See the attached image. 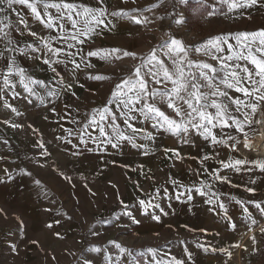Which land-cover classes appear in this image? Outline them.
Segmentation results:
<instances>
[{
  "label": "rangeland",
  "instance_id": "obj_1",
  "mask_svg": "<svg viewBox=\"0 0 264 264\" xmlns=\"http://www.w3.org/2000/svg\"><path fill=\"white\" fill-rule=\"evenodd\" d=\"M44 2L59 3L60 0ZM68 2L105 10L103 19L108 27H96L98 34L82 45L70 41L76 47L67 49L57 39L64 35L59 28H47L30 9L14 5L15 11L9 10V21H5L11 24L4 29L8 35L0 33L3 53L0 70H5L9 60L14 59L15 66L25 70V82L29 77L44 81L43 85H29L35 92L33 95L20 83L19 74L10 76L11 84L5 87L0 71V264H85V261L88 264H157L160 261L170 264L173 257L184 264H237L238 257L254 263L256 256L257 263H263L264 217L260 218L255 203L245 202L253 194L243 190V204L248 211L243 209L241 215L220 209V203L210 196L211 189L216 193L224 189V182L216 176H221L225 169L221 160L235 159L229 148L212 145L202 136H193L194 144H184L179 136L153 128L154 121L144 120L139 113L133 114L136 119L131 122L145 130L134 136L135 144L143 147L120 141L113 148L104 142L106 138L99 135V129L91 121L95 116L111 133V117L100 121L99 113L93 112L107 105L116 115L119 131L132 135L123 123L117 103L108 102L116 84L131 75L141 63L140 58L147 57L169 36L195 47H201L212 37L225 36L238 47L234 34L264 29V0L232 11L220 0ZM237 2L244 3V0ZM37 7L42 13L45 11L41 4ZM121 10L142 20L147 17V21L137 24L129 17L112 15ZM17 12L24 17L27 28L19 23ZM47 12L57 15L54 8ZM177 20L183 22L178 24ZM30 30L37 36L30 35ZM46 43L76 53L73 58L80 63V68L76 69L63 54L52 55ZM112 48L136 53L137 58L116 59L122 52L110 51H101L92 57L86 55L89 50ZM190 58L217 65L203 49L200 53L191 52ZM44 59L60 62L50 66ZM85 63L92 67H85ZM52 67L56 68L55 73ZM92 76L106 79H92ZM148 87L160 86L150 83ZM228 92L230 96H242L231 89ZM242 98L247 101V97ZM154 103L172 115L165 104L159 103V98ZM12 108L17 111L13 112ZM244 111L250 110L241 109ZM263 112L264 102H260L255 116H249L252 123L242 125L243 132L237 131L235 125L212 131L218 137H234L239 155H253L251 151L243 152L241 141L245 134L247 137L255 134L248 140L253 149L260 135L255 121ZM232 114L244 120L241 113ZM260 128H264V118ZM147 133H152L154 139H147ZM164 149L178 150L179 157L172 152L165 153ZM204 155L210 159L201 163ZM257 156L264 157V154ZM253 181L264 188V176L259 181L256 175ZM260 197L264 206V193ZM140 200L159 204L167 215L159 208L150 207L149 213L161 217L160 221L153 220L151 215L143 214ZM125 212H131L140 223L133 224ZM251 229L254 232L246 233ZM109 241H115L127 251L121 252ZM12 244L16 245V252L12 251ZM150 248L155 253L148 252ZM213 248L217 251H212Z\"/></svg>",
  "mask_w": 264,
  "mask_h": 264
},
{
  "label": "snow or ice",
  "instance_id": "obj_2",
  "mask_svg": "<svg viewBox=\"0 0 264 264\" xmlns=\"http://www.w3.org/2000/svg\"><path fill=\"white\" fill-rule=\"evenodd\" d=\"M100 2L102 3L103 0H100ZM182 2L187 3V0H182ZM258 2L259 0H244V3H238L237 0H220V3L228 5L229 11L237 7L256 5ZM37 4L42 5L45 10L43 13L37 7ZM14 5H21L30 9L35 18L47 28H59L64 35L57 39L62 41L67 49L75 48L76 44L82 45L93 34H98L96 33V27L100 25H103L105 28L108 27L103 19L105 10L101 8H92L84 4L78 5L68 2V0H60L59 3H47L44 0H0V14H3L0 15V25H3V27H0V33H3L4 36L8 35L4 29L11 27L10 23H5V21H9L7 12L9 10L15 11ZM156 6L153 5V7ZM49 8L56 9L57 15L53 16L50 12H47ZM133 11L138 12L139 10ZM112 15L129 17L137 24L147 21V17H144L142 20L139 16L131 15L129 12L123 10L114 12ZM17 18L20 24H23L25 28L28 27L24 17L19 12H17ZM182 22V20L176 21L178 24ZM30 35L35 37L37 33L30 30ZM233 38L236 40L238 47H234L229 43L228 38L225 36L212 37L201 47L185 45L182 40L169 36L168 40L161 42L153 48L147 57H141V63L132 70L131 75L116 84L112 91V98L108 102L109 104L113 102L117 103L121 110V115L124 117L123 123L131 129L132 135H126L124 132L119 131V125L115 123L116 115L105 105L102 109H94L93 112L99 113L100 121H105L109 116L111 117V133L106 131L103 124L95 120V116H93L91 121L99 129V135L106 138L104 142L113 148L118 147L120 141H128L132 143L133 147H143V145L138 146L135 144L134 136L136 133L144 132L145 130L136 128L131 122L136 119V116L133 114L139 113L143 116L144 120L154 121L152 124L153 128L164 129L179 136L184 144H194L192 137L202 136L205 140H210L212 145H223L231 151H235L236 143L238 142L235 141L234 137H218L212 129L235 125L237 131L243 132L242 125L245 122L252 123L249 116H255L260 102H264V29L256 32H239L234 34ZM70 41H75L76 44ZM45 46L52 55L59 56L63 54L66 59L74 64L76 69L80 68V63L73 58L76 53L67 51L61 47H51L47 43ZM202 49L205 54L210 55L211 59L217 62L218 66L207 62L195 61L190 58L191 52L200 53ZM101 51H110L112 54L122 52V55L115 57L116 59H121L122 57L137 58L136 53L119 48L89 50L86 55L89 57L97 56ZM225 51L229 53L227 56L223 55ZM157 52L160 53L159 56ZM0 57H3L2 52H0ZM241 61L244 63H240ZM43 62L51 66V64L60 61L50 62L49 59H44ZM249 64L252 65L251 68L248 66ZM85 67H92V65L85 63ZM0 71L3 74L5 87L11 84L9 77L13 74H19L21 77L20 83L26 91L33 95H35V92L29 85L44 84V81L33 80L30 77L25 82V70L16 67L14 59L9 60L6 69ZM52 71L55 73L56 68L52 67ZM90 78L97 80L106 79L103 76H92ZM150 83L159 85L160 87L149 89ZM14 86L12 85V87ZM68 88H71V85H68ZM230 89L241 93L242 96H230L228 92ZM256 94L259 95L257 96ZM242 97H247V101ZM157 98H159V103L165 104L167 109L171 110L172 115H169L157 103H154ZM6 106L11 107L7 103ZM241 109H248L250 111L241 112ZM12 111L16 112L17 110L12 108ZM233 112L241 113L244 116V120L242 121L238 116L233 115ZM255 122L261 123L259 120ZM12 126L20 127V125L16 124ZM146 138L149 140L154 139L152 133H147ZM229 141H232V143H229ZM244 146L246 148L251 147V144L247 141L246 134ZM40 147L43 148L44 145L41 144ZM164 151L165 153L172 152L173 155L179 157V152L176 149H164ZM200 159L201 163H203L210 159V157L204 155ZM220 163L225 168L233 167V163L223 160ZM245 163L246 161L244 160H234L235 166ZM260 167L264 169V163H261ZM236 170L239 171V168L237 167ZM61 175L63 174L61 173ZM66 179L70 180L71 178L66 177ZM216 179L225 182L228 178L217 175ZM36 183L39 184L40 182L36 181ZM247 191L253 192L254 189L248 188ZM121 203L123 204V201ZM254 203L264 213V207H261V204L258 202ZM139 204L143 208V214L151 215L153 220L160 221V215L151 214L148 211L150 207H155L159 208L161 213H164L163 208H160L159 204L153 205L150 201L146 202L144 200H140ZM124 207L127 208V205H124ZM220 207L223 208L224 205L221 204ZM244 211L247 212L248 209L245 208ZM124 214L129 216L133 224L140 223L131 212H125ZM164 214L167 215V213ZM252 223L255 224L256 221L253 220ZM121 227L124 226L121 225ZM233 227L235 226L233 225ZM261 231L264 232V228ZM252 239L254 241L255 237ZM109 243L114 244L121 252L127 251L115 241H109ZM201 247L203 246L201 245ZM11 248L13 252H16L15 244H12ZM95 250L100 251L99 248ZM204 250L208 251L207 248ZM219 250L225 251V249ZM147 251L155 253L156 250L150 248ZM212 251H217V249L213 248ZM230 255L231 253H229ZM188 256L191 259V253H188ZM85 264H88V262L85 261ZM157 264H163V262L160 261ZM170 264H184V262L176 260L173 257Z\"/></svg>",
  "mask_w": 264,
  "mask_h": 264
},
{
  "label": "crops",
  "instance_id": "obj_3",
  "mask_svg": "<svg viewBox=\"0 0 264 264\" xmlns=\"http://www.w3.org/2000/svg\"><path fill=\"white\" fill-rule=\"evenodd\" d=\"M256 135L254 134L251 137H247V141L250 140L251 138L255 137ZM241 147L243 150H247V148L244 146L245 143V137L242 138L241 141ZM229 153L234 154V157L236 159H240V160H244L246 161L245 164L243 165H239V166H235L234 165V160L232 161H228L229 163H233V167H229V168H225L223 173L221 174V176L223 177H227V181L224 182V189L220 192V193H216L215 191H213V189H211V194L210 196H212V199L214 200V202H219L220 205L223 204L224 207L220 209H225L229 212H231L232 214L238 213L237 215H241V211L243 209H245L246 207L243 204V197L241 194H243V190H246L248 188H252L254 189L253 192H250V194H253L251 196V198H249L247 201H245L246 203H253L254 205V201L257 200L258 203L261 204V207H264L262 205V200L260 195L264 193V188L260 187L259 184H256L253 179H255V176L258 175L259 176V181L263 178L264 174L263 171L264 169H262L260 167L261 163H264V157L262 156H254L253 155H239V151H237V148L235 151H229ZM253 160L255 162H253ZM252 162V164H254L255 166L251 165L249 162ZM239 168V171L236 170V168ZM253 178V179H252ZM212 186L214 188L215 183H212ZM255 206V205H254ZM258 213L260 218L264 217V213H262L260 211V209H258ZM235 211V212H234ZM244 212V211H243ZM226 216V215H225ZM262 221H264V218H262ZM253 229V228H252ZM248 230L246 233H252L254 231ZM255 230V229H253ZM243 242H240L239 245L242 246ZM238 245V246H239ZM240 248V247H239ZM238 248V250H240ZM237 250V254L239 253V251ZM239 256V254H238ZM257 259L258 256H256L255 262H250L247 259H245L243 257V259H241V257L237 258V264H264L263 263H257Z\"/></svg>",
  "mask_w": 264,
  "mask_h": 264
},
{
  "label": "bare ground",
  "instance_id": "obj_4",
  "mask_svg": "<svg viewBox=\"0 0 264 264\" xmlns=\"http://www.w3.org/2000/svg\"><path fill=\"white\" fill-rule=\"evenodd\" d=\"M264 118V112L263 114L261 115V118L260 120H263ZM259 119V118H258ZM263 123V121L261 122ZM260 123V124H261ZM260 124H259V128H258V135L259 137L257 138L256 142L254 143V147L253 149L251 150L250 148H247L248 151H251L253 152V154H256V155H262L264 154V128L263 130L260 128ZM262 130V131H261Z\"/></svg>",
  "mask_w": 264,
  "mask_h": 264
},
{
  "label": "built area",
  "instance_id": "obj_5",
  "mask_svg": "<svg viewBox=\"0 0 264 264\" xmlns=\"http://www.w3.org/2000/svg\"><path fill=\"white\" fill-rule=\"evenodd\" d=\"M257 120H259V121H261V122L263 121V120H260V118H259V119H257ZM259 124H260V123H257V128H259ZM241 148H242V147H241ZM247 151H248V150H246V151H245V150H243V152H247ZM240 152H241V149H240ZM248 152H249V151H248ZM247 154H248V153H247Z\"/></svg>",
  "mask_w": 264,
  "mask_h": 264
}]
</instances>
